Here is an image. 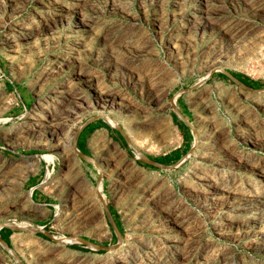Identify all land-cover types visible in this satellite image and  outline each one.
I'll return each instance as SVG.
<instances>
[{"label": "rangeland", "instance_id": "obj_1", "mask_svg": "<svg viewBox=\"0 0 264 264\" xmlns=\"http://www.w3.org/2000/svg\"><path fill=\"white\" fill-rule=\"evenodd\" d=\"M263 192L264 0H0V264H264Z\"/></svg>", "mask_w": 264, "mask_h": 264}, {"label": "crops", "instance_id": "obj_2", "mask_svg": "<svg viewBox=\"0 0 264 264\" xmlns=\"http://www.w3.org/2000/svg\"><path fill=\"white\" fill-rule=\"evenodd\" d=\"M91 129L89 134H87L86 136H84L85 132L87 129ZM95 131V126L92 124H88L86 126H84L80 132H79V137H78V141H77V146L80 149L79 153H82L83 155H87V149L89 148L88 146V141H89V137L90 135ZM10 236V233H7Z\"/></svg>", "mask_w": 264, "mask_h": 264}, {"label": "bare ground", "instance_id": "obj_3", "mask_svg": "<svg viewBox=\"0 0 264 264\" xmlns=\"http://www.w3.org/2000/svg\"><path fill=\"white\" fill-rule=\"evenodd\" d=\"M111 122H113V124L116 125V123H115L114 121H111ZM72 149H73L74 152H76V153L79 152L77 148H72ZM118 154H119V153H118ZM209 176H210V175H209ZM210 182H211V181H210ZM212 182H213V181H212ZM98 190H99V189H98ZM152 193H153V192H152ZM263 193H264V192H263ZM238 194H239V193H238ZM258 195H259V194H258ZM100 197H101L102 201L105 202L106 199L104 198V196H100ZM151 199H152V198H151Z\"/></svg>", "mask_w": 264, "mask_h": 264}, {"label": "trees", "instance_id": "obj_4", "mask_svg": "<svg viewBox=\"0 0 264 264\" xmlns=\"http://www.w3.org/2000/svg\"><path fill=\"white\" fill-rule=\"evenodd\" d=\"M239 79H241L245 84H249L250 80L248 78H241L240 76H237ZM252 85H255L254 83H252Z\"/></svg>", "mask_w": 264, "mask_h": 264}, {"label": "water", "instance_id": "obj_5", "mask_svg": "<svg viewBox=\"0 0 264 264\" xmlns=\"http://www.w3.org/2000/svg\"><path fill=\"white\" fill-rule=\"evenodd\" d=\"M246 87V86H245ZM246 88H248V87H246ZM252 90V89H251ZM82 156H85V155H83L82 153H80ZM147 161V160H146ZM147 162H149V161H147ZM149 163H151V162H149ZM155 163V162H154ZM155 165L156 166H159V167H161V168H165V166H163V165H160V164H158V163H155ZM2 241L5 243V241L2 239Z\"/></svg>", "mask_w": 264, "mask_h": 264}]
</instances>
